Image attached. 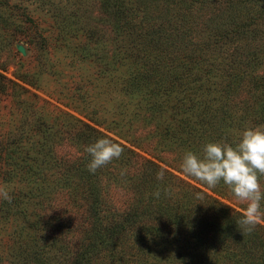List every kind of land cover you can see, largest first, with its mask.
<instances>
[{
    "label": "rangeland",
    "instance_id": "374dc122",
    "mask_svg": "<svg viewBox=\"0 0 264 264\" xmlns=\"http://www.w3.org/2000/svg\"><path fill=\"white\" fill-rule=\"evenodd\" d=\"M249 16L250 20L247 21ZM238 25L245 26L246 30L242 28L240 32L231 33L230 30ZM251 28H257L253 36ZM131 30L133 36L140 34L136 35L139 38L136 37L135 42L130 38ZM140 41L147 42V45L152 42L157 46L152 53L162 57L163 64H155L159 70L150 65L143 67L146 57L135 58L130 53L127 45ZM19 44L25 47V55L18 50ZM120 45L122 56L127 60L126 66L114 65L107 70L103 66L104 53L108 56L110 48L119 50ZM116 54L117 57L113 56L114 61L119 56L118 52ZM137 61L141 64L133 74L142 75L144 79L148 75L161 76L157 73L167 74L165 70L169 67L166 64L173 61L175 65L170 68L168 75L178 73L183 77H190V80L195 79L201 92L211 89L205 84L207 77L217 83L212 87L211 105L227 109L234 117L236 114L237 118L244 110L264 117V90L252 89L250 84L251 78L257 79L264 74V0H0V187L8 191L11 187L28 189L30 185L43 184V176H21L19 172L25 168L24 163H5L8 154L14 152L10 149L12 141L19 140L20 137L11 135L12 132L19 128L24 132L43 122L52 131L63 130V146L58 148L61 149L59 156L72 167L68 168V175L72 179L71 189H75L76 202L90 205L94 200V187L91 184L77 185L79 171L75 166L81 162L80 147L85 148L99 138L110 137L122 147L134 151L135 154L130 153L135 162L134 178L145 163L151 161L158 165L159 171L164 168L165 175H176L183 181L180 187L174 183L169 185L170 188L176 190L179 187L183 193L195 192V196L189 193L193 202L191 213L200 224L208 222L211 225L212 221L220 218L218 213L224 212L220 206L208 211L205 200L196 198L200 189L217 199L218 203L226 205V212L232 209L242 213L245 203L238 201L226 185L221 183L209 189L182 172L181 164L174 159L178 157L179 151H191L188 147L182 151L181 143L175 141L173 147L171 145L165 152H161L155 150L153 145L145 144L141 148L128 141V132H139L141 129L138 126L144 125V119L138 114L137 117L132 116L133 121L130 120L131 114L124 106L127 97L123 83L129 79L125 78L129 73L128 67L138 63ZM161 99L164 101L163 98L159 100ZM132 109L138 110V107L132 105ZM218 115H221V111ZM219 121L220 117L212 120L215 125ZM258 125H264V122L251 123L245 127ZM85 127L90 134L87 139L81 138L82 134L74 135L75 129ZM32 136L33 134H25L21 141ZM35 136L36 139L40 137ZM23 145L26 146L24 142ZM13 157L19 162L24 159L21 150ZM132 161L130 160L131 164ZM20 166L23 168L20 169ZM59 170L63 171L53 164L48 165L44 189L49 199L40 198L37 191H32V212L28 216L10 218L11 216L0 211V264H67L71 255L81 252L83 245L79 236L77 239L74 235L68 236L73 237L68 240L71 243L68 252L63 250L64 252L57 253L53 250L55 248H51L45 253L46 261L40 259V263L31 249L19 248L20 240L15 241L17 246H8L11 242L9 239L13 236L22 235L24 244L30 242L33 233L31 222L52 221L56 216L65 214V211H68L69 216L73 214L72 193L65 190L63 184L60 189L49 187L51 179L55 180L60 176ZM107 176L109 174L106 178ZM260 182L264 186V177ZM137 193L136 188L134 192L127 188L113 189L102 205L104 216L113 220L112 210L122 212L128 209L127 206L132 205ZM44 200L47 201L44 209L45 212L48 208L46 213L34 212L36 202ZM3 201L7 200L0 197V202ZM75 216L81 215L78 213ZM119 216L120 214L117 215L118 219ZM164 226L170 229L165 223L162 224ZM170 226L177 230L170 235L171 243L164 246L157 239L152 246L158 248L153 249L147 257L148 264H156L151 262L160 258V253L165 256L177 254L178 251L195 254L191 252L194 251V243L182 241V238L187 239L184 235H187L189 223L182 220ZM17 227L18 231L15 230ZM68 227L73 229L76 226L70 221ZM43 232L40 226L37 233L40 235ZM131 238L127 232L125 237L121 236L118 245L112 246L113 249L101 248L99 255L94 258H101L105 262L123 261L119 254L115 257L117 252L122 251L126 259H133V253L137 250L133 246L134 239ZM123 242L128 243L126 251L121 248ZM228 242L239 253H250L255 257L261 255V260L264 261L261 254H264L262 232L256 233V237L251 238L247 245L239 239L238 234L230 235ZM130 253L132 255L129 257ZM208 253L213 257L212 251ZM134 263L138 264L136 261Z\"/></svg>",
    "mask_w": 264,
    "mask_h": 264
},
{
    "label": "trees",
    "instance_id": "16d2710c",
    "mask_svg": "<svg viewBox=\"0 0 264 264\" xmlns=\"http://www.w3.org/2000/svg\"><path fill=\"white\" fill-rule=\"evenodd\" d=\"M251 1V0H247ZM143 3L141 4V6ZM140 6V7H141ZM247 21L250 20V16ZM252 22V21H251ZM128 26L132 27L128 24ZM130 27H122V29H129ZM237 27V28H236ZM235 26L230 30L231 33H237L244 27ZM236 28V29H235ZM257 28H251V35ZM136 30V29H135ZM243 30H246L245 28ZM259 33V32H258ZM134 40L139 38L136 35L133 36V31L129 33ZM144 34H142L143 37ZM163 32L160 33L162 37ZM137 37V38H136ZM130 49V53L134 55L135 58L146 57V63H142L143 67L153 66L156 70L160 68L155 66L156 63L163 64L160 55H156L153 49H157L156 45L152 42L147 45V42H138L127 45ZM163 49V48H162ZM120 50V51H119ZM119 50L111 49L107 51L110 53L108 56L106 52L104 57H102L103 65L107 70L112 69L114 65L127 64V60L122 56L121 45ZM164 50V49H163ZM119 56L116 61H114L113 56ZM154 56V57H152ZM138 62V61H137ZM103 64V63H101ZM141 63H133L128 67V72L125 78L126 83L123 86L126 90V100L124 101V106L126 110L129 111L131 119L132 116L144 119V125L138 126L141 129L139 132L132 133L128 132V141L134 146H146L145 144L153 145L155 150H161L165 152L168 147L174 146V142L181 143L182 151L185 147L189 150L202 154L203 146L208 142L216 141H227L229 143H235L239 140L240 134L246 129L245 125L258 124L264 122V117H258V115L251 114L250 111L244 110V113L239 115L238 118L232 115L227 109H219L215 107L212 98V87L217 83L211 81L208 77L205 79V84L211 89L206 92H201V87L194 80H190V77H183L178 73L173 75H168V71L173 68L175 63L171 61L167 62L166 68L167 74L157 73L161 76H144L137 73L133 74ZM168 65V66H167ZM151 68V67H150ZM141 69H138V71ZM164 71V70H163ZM165 76V77H164ZM250 84L253 89L264 90V74L258 76L257 79H250ZM154 86L152 89L149 87ZM217 91V90H216ZM215 91V92H216ZM160 98H163L164 101ZM264 103V94H263ZM132 105H136L138 110L132 109ZM263 109V107H262ZM221 111V115L219 114ZM255 113V111H252ZM214 117H220L218 125L213 124L212 120ZM165 118V119H164ZM168 118V119H167ZM167 119V120H166ZM75 124V123H73ZM83 124L81 123V126ZM90 126L88 127V129ZM75 129L74 135L82 134L81 138L87 139L90 136L88 129ZM18 131V132H17ZM18 129L12 132L11 135L20 136L19 140L12 141L13 145L10 147L14 152L8 154L5 163L9 164H21L24 163L26 166L22 169V175H28L31 178L36 176H43L44 182L42 185H30L28 189L21 187L16 189L11 187L8 192L11 196V202L3 201L0 202L1 213L8 214L10 218H18L21 215L30 214L32 212L30 200L32 191H37V195L41 197L49 196L45 193L46 184V169L48 165L53 164L55 167H60V176L56 177L55 180L51 179L52 184L49 187L60 189L61 185L65 186V190H68L72 194V200L74 202V212L72 215H68V211L65 214L58 215L52 221L44 222L40 220L38 223L31 222V227L33 233L31 234L30 242L24 244V238L11 237L9 239L8 246L16 245L17 240L19 242V248L24 247V249L29 248L33 251L37 257L39 263L42 262L40 259H45V253L55 248L57 253L68 252L71 249V243L68 240H72L73 237H68L69 235L79 236L83 248L78 255H71L67 264H131L135 261L138 264H148L147 257L150 255L153 249L158 247L152 246L154 242L159 239L164 246H168L171 243V233L176 232V228L170 226L171 224L180 223L185 220L189 223L187 227V235H184L187 239L182 238L184 242L194 243L195 254H191L183 251H178L177 254L172 253L171 256H165L160 253V258L153 260L151 263L156 264H264L261 260V255L255 257L250 253H239L236 247L229 243V236L238 234L241 241L245 242L247 245L251 238L256 237V233L262 232L264 234V225L259 224L256 228L249 234H243L242 230L239 228L237 221L242 218V213L238 211H225V206L222 203H218L217 199L207 194L205 191L200 189V193L203 194L204 200L206 202V207L209 210H214L219 206L224 209V212H220V218L212 221L211 225L207 222H200L194 219L191 210L193 208V202L190 200L189 193L195 196V192H181L180 185L183 181L179 179L176 175H165L163 180L157 179L158 165L149 161L145 163L139 173H137L136 178L132 161V154H135L133 150L123 147L124 151L118 160L112 161L105 167L98 169L95 174L91 173L87 165L91 159L89 154L85 151V148H81V162L75 166L77 172V185L79 184H91L94 187L93 198L90 205L82 204L76 202L74 199V191L72 188V179L70 171L68 168H72L59 156V151L62 145L63 136L61 132L63 130L53 131L43 122L38 123L35 128L25 130ZM20 132V133H19ZM33 134L32 137H25L28 140L21 141L25 134ZM24 134V136L22 135ZM72 134V133H71ZM35 135H39V139H36ZM23 136V137H22ZM23 142L25 145H23ZM7 146V144H6ZM21 150L24 156L22 162L13 157L17 151ZM54 150L55 153H54ZM179 150V148H178ZM127 151V152H126ZM179 151L178 157L175 162L182 164L183 156L185 152ZM132 161V164L130 163ZM144 165V164H143ZM44 166V167H42ZM23 166H20V169ZM106 178V175H108ZM14 176V175H13ZM91 176V178H90ZM264 176L260 177V181ZM35 183V182H31ZM171 183V184H170ZM176 183L179 189L176 190L169 187ZM223 183V182H221ZM220 183V184H221ZM203 184V183H202ZM168 185V186H167ZM115 188H127L134 192L136 188L138 193L135 196V200L128 209H124L119 212L117 209L109 211L112 214L113 220L109 219L108 216H104L103 206L108 200V193ZM151 188V189H147ZM170 188L171 191L165 194L164 189ZM70 189V190H69ZM159 190L161 195L156 198L153 194ZM69 200V199H68ZM36 208L34 212H39V214L46 213L45 207L47 206V201L36 202ZM81 216H75L76 214ZM82 213V214H81ZM120 214L119 219L117 215ZM229 215V216H224ZM114 216L116 219H114ZM42 217V216H41ZM206 218V217H205ZM78 219V220H76ZM106 219V220H105ZM117 220V221H116ZM72 222L76 227L69 229L68 223ZM52 222V223H51ZM184 222V221H183ZM51 223V225H49ZM169 225L162 227V224ZM84 224V225H82ZM43 228L44 232L38 234L40 226ZM16 231L19 227L15 228ZM70 230V231H69ZM184 230V229H183ZM181 230V231H183ZM129 232L131 239H134L133 246L136 248L137 252H134V258H125L123 253L117 252L115 257L119 254V257L123 258V261H102L101 258H94V256L99 255L101 248H106L107 250L113 249L115 244L121 241V236H126ZM169 234L168 236L166 235ZM16 236V234H15ZM181 238V237H180ZM16 241V242H15ZM126 241V239L124 240ZM254 243L257 242L253 239ZM21 242V243H20ZM176 246V245H175ZM128 243L122 245L123 251H126ZM22 249V250H24ZM48 249V250H47ZM120 249V248H116ZM64 250V251H63ZM209 251H212V256L210 257ZM262 252V250H261ZM263 256L264 254L261 253ZM132 254L130 253L129 257ZM39 257V258H38ZM94 258V259H93ZM46 263V262H45ZM135 264V263H134Z\"/></svg>",
    "mask_w": 264,
    "mask_h": 264
},
{
    "label": "clouds",
    "instance_id": "9594fccd",
    "mask_svg": "<svg viewBox=\"0 0 264 264\" xmlns=\"http://www.w3.org/2000/svg\"><path fill=\"white\" fill-rule=\"evenodd\" d=\"M85 151L91 157L87 168L95 174L98 169L118 160L124 148L112 138L102 137L86 146ZM181 170L209 189L223 182L238 201L245 203L242 218L237 221L244 235L264 223V186L260 182V177L264 176V125L246 128L234 144L227 141L208 142L200 155L193 151L185 152ZM165 171L161 168L156 174L158 180L164 179ZM164 191L168 194L171 189ZM153 195L159 198L161 193L157 190ZM0 197L8 202L12 199L2 187ZM196 198L203 200L204 196L198 192Z\"/></svg>",
    "mask_w": 264,
    "mask_h": 264
},
{
    "label": "water",
    "instance_id": "95a60500",
    "mask_svg": "<svg viewBox=\"0 0 264 264\" xmlns=\"http://www.w3.org/2000/svg\"><path fill=\"white\" fill-rule=\"evenodd\" d=\"M17 47H18V50L21 53H23L24 55L27 53V51H26V49H25V47L23 45L19 44Z\"/></svg>",
    "mask_w": 264,
    "mask_h": 264
}]
</instances>
